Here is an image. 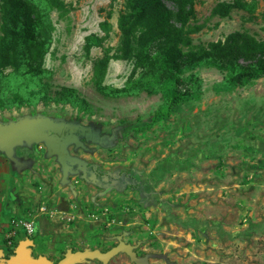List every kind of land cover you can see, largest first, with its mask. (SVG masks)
Wrapping results in <instances>:
<instances>
[{"label": "rangeland", "instance_id": "obj_1", "mask_svg": "<svg viewBox=\"0 0 264 264\" xmlns=\"http://www.w3.org/2000/svg\"><path fill=\"white\" fill-rule=\"evenodd\" d=\"M162 1L176 12L175 0ZM221 1L232 0H194L188 23L201 26L191 35L194 48L218 44L223 54L184 65L176 76L160 64L166 40H149L142 61L131 56L107 64L102 84L124 90L123 96L95 89L93 64L115 53L124 0L39 6L45 22L38 56L29 63L44 71L40 80L50 95L72 87L88 106L40 100L37 81L15 80L8 67L0 78V100H7L0 123L47 117L87 133L81 144H66L74 163L67 162L65 174L43 142L14 147L13 159L0 152V167L7 169L0 172L4 262L27 241L29 256L50 264L76 251L106 257L70 264H264V74L236 78L259 63L229 40L236 31L264 40V0L252 20L241 10L212 15ZM108 12L105 36L100 24ZM89 35L103 40L86 52ZM19 85L25 88L16 91ZM172 91L184 100L151 122ZM12 219L32 220L35 233L23 234Z\"/></svg>", "mask_w": 264, "mask_h": 264}, {"label": "trees", "instance_id": "obj_2", "mask_svg": "<svg viewBox=\"0 0 264 264\" xmlns=\"http://www.w3.org/2000/svg\"><path fill=\"white\" fill-rule=\"evenodd\" d=\"M177 10L172 12L162 0H124V8L117 18V27L120 35L118 45L113 55L104 53L93 64V83L95 89L109 96H123L124 90L109 88L102 84L106 68L111 58L127 59L135 56L138 61L143 60V47L149 40L164 38L167 44L161 51L160 64L163 69L175 74L181 72L187 64H195L203 60H213L217 55L226 51L218 44L194 48L191 35L200 30L201 26L191 25L189 19L194 16V0H175ZM258 0H232L218 2L212 9V15L226 17L232 10H241L246 13L248 20L254 19ZM39 6L47 9L63 8L62 0H0V78L5 68L15 69V80L25 81L28 78L36 80L35 94L40 100H52L60 103H69L80 109L87 108L85 99L79 97L72 87H62L50 95L47 85L41 82L42 69L34 68L30 62L38 55L37 36L45 22ZM106 17L100 26L105 36L110 31V23ZM264 20V11L261 12ZM173 18L179 23L176 26ZM103 38L89 35L86 38L84 49L87 52L91 46H100ZM231 43H238V49L245 55L256 56L258 67L241 73L238 77H255L264 74V40H256L247 33L233 32L229 35ZM41 56V55H40ZM39 56V57H40ZM145 61L150 58L145 55ZM30 75V76H29ZM23 85V84H21ZM17 86L16 91L25 87ZM17 95H20L19 93ZM34 96V95H32ZM184 93L172 91L165 102L153 114L151 122L166 117L172 107L184 100ZM7 100H0L4 107ZM98 183H105L101 176H97ZM106 184V183H105Z\"/></svg>", "mask_w": 264, "mask_h": 264}, {"label": "water", "instance_id": "obj_3", "mask_svg": "<svg viewBox=\"0 0 264 264\" xmlns=\"http://www.w3.org/2000/svg\"><path fill=\"white\" fill-rule=\"evenodd\" d=\"M67 129L65 134L61 132ZM74 127L70 124L56 122L47 117L24 118L21 120L0 123V152L13 159L14 147L23 143L31 144L43 142L49 154H56L61 164L63 174L66 173L67 162L70 160L65 152L66 144L73 142L81 144L74 133ZM27 241H21L14 251L7 264H50L44 257L32 258L29 250L25 248ZM85 257L105 258L106 254L97 251H76L67 253L58 264H70L75 260Z\"/></svg>", "mask_w": 264, "mask_h": 264}, {"label": "built area", "instance_id": "obj_4", "mask_svg": "<svg viewBox=\"0 0 264 264\" xmlns=\"http://www.w3.org/2000/svg\"><path fill=\"white\" fill-rule=\"evenodd\" d=\"M11 222L13 223V227H17L23 234L26 235H33L35 233V229L33 226V221L32 220H24V221H18V220H14L12 219ZM16 229V228H14ZM15 233V231H10L8 234L9 236L13 235Z\"/></svg>", "mask_w": 264, "mask_h": 264}, {"label": "flooded vegetation", "instance_id": "obj_5", "mask_svg": "<svg viewBox=\"0 0 264 264\" xmlns=\"http://www.w3.org/2000/svg\"><path fill=\"white\" fill-rule=\"evenodd\" d=\"M66 132L67 131H64L63 133H66ZM75 133H76L77 137L82 141L83 139H85L83 134L87 133V131L86 130H84V131L77 130ZM99 175L101 176V174H99ZM99 175L97 174L96 177L99 176ZM101 179H102V177H101ZM96 181H97V178H96ZM30 257L36 258L35 256H30Z\"/></svg>", "mask_w": 264, "mask_h": 264}, {"label": "crops", "instance_id": "obj_6", "mask_svg": "<svg viewBox=\"0 0 264 264\" xmlns=\"http://www.w3.org/2000/svg\"><path fill=\"white\" fill-rule=\"evenodd\" d=\"M1 171H7V169H5L4 167H0V172ZM0 256H1V251H0ZM7 263H8V260H5V262H4L3 259L0 257V264H7Z\"/></svg>", "mask_w": 264, "mask_h": 264}]
</instances>
